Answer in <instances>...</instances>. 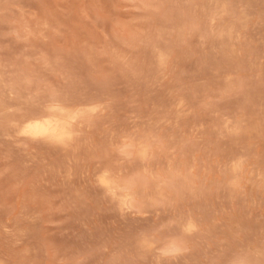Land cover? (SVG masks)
I'll list each match as a JSON object with an SVG mask.
<instances>
[{"label":"rangeland","instance_id":"obj_1","mask_svg":"<svg viewBox=\"0 0 264 264\" xmlns=\"http://www.w3.org/2000/svg\"><path fill=\"white\" fill-rule=\"evenodd\" d=\"M0 264H264V0H0Z\"/></svg>","mask_w":264,"mask_h":264},{"label":"bare ground","instance_id":"obj_2","mask_svg":"<svg viewBox=\"0 0 264 264\" xmlns=\"http://www.w3.org/2000/svg\"><path fill=\"white\" fill-rule=\"evenodd\" d=\"M68 121L65 119L64 116H61V114L60 116L54 115L53 117L52 116L47 118L44 117V119L30 120L28 123L26 122L27 126L24 127V134L37 139L43 138L45 140H50L52 141V143L56 142V145L57 143L63 144L65 141H67L70 138V134H71L68 131L69 129ZM102 184L104 186H108L112 188V186H109L111 182H109L108 179H103Z\"/></svg>","mask_w":264,"mask_h":264}]
</instances>
